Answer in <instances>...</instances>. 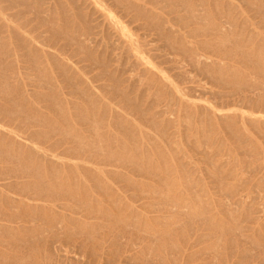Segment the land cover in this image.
Segmentation results:
<instances>
[{
    "label": "bare ground",
    "instance_id": "1",
    "mask_svg": "<svg viewBox=\"0 0 264 264\" xmlns=\"http://www.w3.org/2000/svg\"><path fill=\"white\" fill-rule=\"evenodd\" d=\"M87 1L88 0H73V2L75 4V9H76L75 13L77 14V16H79L80 19H82L84 21L83 22L84 25L79 27L74 23L75 20L73 21L69 12L64 7L62 8L63 5L62 6L59 5L60 8H62L61 9L62 11L59 9L61 11V15H59V12L57 10H55V7H56L55 5L60 3L61 0H18V1L7 0L9 6H13V5L15 6V5H17L16 4L17 2L21 3L20 6H22V7H23V5H25V7L27 9V11L24 10L25 13H27V12L29 13V11L32 12L30 7L33 6L32 9H33V11L35 10L34 12L36 14L35 18H33V19H35L34 21H36L35 27L39 28V29L42 28V30H43V31H41V33H38L36 36H33L31 38H29V37L21 38L20 36H22V33H21V35L19 34L20 36L18 38L17 37L18 34L16 33L17 29L16 30L12 29V31H11L12 33H14L13 32L14 30L16 32H15V34H12V33H10V34L15 35L18 38L17 44H18V48L20 51L19 57H21V60L24 61V64H25L22 67H19V66L17 67L15 65L16 61L12 58L11 50H10L9 45L7 43L8 41H6L4 39L5 37H4L3 33L1 32L2 28L0 27V125L3 127H6L8 129L7 132L0 130V203L6 204V207L8 205L16 206V207H18V209L20 207H22V208H25L26 211L28 210V212H29V210H32L34 212H42V214L46 213L45 215L49 214V216H47L48 217L47 220L44 221L45 222L44 225L47 224L46 223L47 221L49 222V224L56 225L57 228H58V226L62 227L63 225L71 224V226H74L76 229H78L80 231V233L83 229L93 228V226L98 227V226H95V223H97L99 221L95 222L94 220L98 219V218L100 219V217H102V216H101V213H99V214L97 213L95 215V213L97 211L92 209L91 204H90L91 202H93V200L88 201V203L85 202L83 207H81L82 205L81 206H75V203H80L76 198V192L75 191H76V189H79L81 186L83 189L85 184L81 185L80 182L77 180H73V181H75L74 183H73V181H71V182L66 184V182L64 183L63 181H65L67 179H64L63 177H66L67 174H71L72 179H74V178H76L75 174H77V173H82L84 176L86 174L87 175L88 174L93 175L94 173L112 176V175H116L118 173L117 168L126 167V166L128 168L131 167L133 172H136L135 173L136 177L139 174L144 173V171L148 172V174L151 175V173L154 172V170H155V166L152 165V161H153V158H156L153 156V154H152L153 152L151 153V151L153 150V145L158 144V143H157V141H156V143H154L156 138L152 142L154 136L152 135L153 137H151V135L147 132V130L144 129V127H149L147 125V124H149L150 126H152L153 129H156L155 123L157 122L156 121L157 118H160V121H163L165 123L171 122V121L175 122V120L177 119L176 118L177 116H175L174 119L172 118L173 113L175 112L173 109V101H175L176 99L179 100V98L177 96L181 92L180 89H176V87H174L173 85H171L167 82L156 81L155 76L151 75L147 71L148 70L147 68L146 69L144 68V70H142L141 72L136 73L135 74L136 75V81H135L136 83L140 84V86H141L144 83L145 79L151 80L152 86H157V88H158V90H157V92L159 93L158 96H164V98H165V100L163 99L164 100L163 102L158 103V105L156 106V108L157 107L158 108L154 111L153 117L147 118L146 114L143 115L144 114L143 112H146V111L145 110L143 111L142 108H140L137 104H135L136 102L134 103V100L132 101V99L134 97L132 99L130 97L132 95L129 94L130 93L129 92L130 86L127 85L128 83L126 84L127 86H125V87L124 86L123 87H116L117 85H115V87H114V85L111 86L113 84L112 81L115 84L116 83L120 84L119 86H121V83L129 82L130 79L134 78V73L130 74L131 76H129V74H127L129 77H126V78L122 77V74H121V77H119L120 75L117 77V71L118 70L121 71L122 73H124V76H125V72L127 69L123 68L122 70H120L119 66L124 64V66H122V67H126L125 63H132V64H134V65H132L134 67V69L129 68V70H127L129 72H126V73H130V71L134 72L136 67H138L141 64V62H140L141 59H143V57L140 56V52H146L147 51L145 48H143V46L146 43L140 41L138 38L131 37L130 40L128 41V47H127L128 49H126L125 54L124 55L122 53L118 54L115 50L119 47V45L116 46V44L115 45L112 44V46L110 47V44L107 41H105V37L101 36L102 32H100L98 30L99 25L97 23L94 24L93 19L90 18L91 12L89 13L88 11H84L86 6H83V5L88 4ZM110 1L113 3V5L117 6L122 11L133 14V17L135 19L143 20L144 26H146V28L149 31H153L156 34V36L158 37V39L162 40L165 43V45H164L165 48H169L172 51L179 53L181 58H179V60L176 61L178 67L190 65L191 67L196 68L199 72H201V74H204L206 77H209V79H211L216 85L231 88L232 90H230V91H232L233 94L237 96V101L242 102L244 104H247L246 105L247 111H249L251 113L252 112H254V113L255 112H258V113L264 112V36H261V35L258 36L257 33L254 34V33H252V31L246 35L245 32H242L243 29H242V31L239 32L235 26L237 24H233L234 26L232 25L233 27H235V29H233V27H231V23H232L231 17L232 16H230L228 14H230L232 12L230 7H231V5H233V2H231L232 4L230 5V4H227L228 1L226 2L225 0H224L225 2L223 0H110ZM245 1L246 0H244V2ZM251 1H252V3L249 2V4H248V2L246 1L245 4L247 3L248 7L254 9V11H257L259 14H261V15L263 14L262 15V17H263L264 16L263 4L258 3L261 0L260 1L255 0V1H258L257 3H255V1H253V0H251ZM1 2H3V1H1ZM241 2H243V0H241ZM60 4H62V3H60ZM247 4H246L245 8H248ZM225 5H226V7L228 5V8H230V10L228 8H225ZM235 7L236 6L234 3V7H232V8H235ZM5 8L7 10L6 6L4 7V9ZM224 8H225V10L228 9V12L230 11V13H228L226 11L228 13V14L226 13L227 16L224 14V12H225ZM252 9H251V12L253 11ZM20 11H21V9H20ZM234 11H235V9H234ZM248 11L250 12V9ZM19 13L23 14L24 12L22 10ZM258 13H256V18H257V16H258V18L261 16V15L260 16L257 15ZM16 14H17L16 17L19 16V18H20V16H22L21 14L20 15H18V13H16ZM238 16H239V14L237 15V17ZM253 16L255 17V14L252 15V18H253ZM14 17H15V14H14ZM262 17H261V19H262ZM11 18H12V16H11ZM14 19L15 18H13V20ZM22 19H23V17H22ZM237 19H236V22H234L235 19H233V22L237 23V21H238ZM263 19H264V17H263ZM263 19H262V21L260 20L261 23H263V21H264ZM132 20H134V19H132ZM25 22H27V21H25ZM25 24H26V26L28 25L27 23H25ZM263 25H264V23L261 24V26H263ZM2 26H3V24H2ZM21 26H23V25H21ZM26 26H24V28ZM32 26H30V27H32ZM240 26H241V28H243L242 27L243 25H240ZM244 26H246V25L244 24ZM11 27L13 28V26H11ZM35 27H32V29ZM257 27H260V26H257ZM39 29H36V31ZM261 29L263 30L264 26ZM7 35H8V33H7ZM16 37H14V38H16ZM35 42H38V43H40L43 46H46L48 48L54 49V50L60 52L62 55H65V54H67L68 51H70V53L74 57L73 56L71 57V54L67 55V57L66 56L60 57L55 52L50 51L46 48H41L38 46H37L38 47L37 48L36 46H34ZM9 43H10V41H9ZM14 45H16V44H14ZM109 48L111 49V55L109 54L110 56H107ZM39 49H41V50H39ZM101 49H102V52H101V55H99V51H101ZM39 51H42L44 54H47V56H49L51 59H53L55 65H56L55 70H58L59 75L63 78L64 82L66 83L65 85L68 88V91H67L68 95H70L71 97L74 96L77 99H65V98H63L61 96V92H60L59 88H57V86H55L53 84L54 82L52 83L51 81H48L50 79V77L48 80H46V78H48L49 73L47 74V71L45 69L39 68L40 66H37L38 62L41 60L40 58L43 56V53L41 55L40 54L41 52H39ZM173 54L174 53H172V55ZM75 55H79L81 60H82V58L86 59V62H87V60L91 61L90 64L93 63V64H95L94 65L95 67L97 66V67H99V69H101L97 78L100 76L103 79L104 78L110 79V82L112 83L110 85L111 87L109 86V84H108L109 87H106V85L105 86L97 85L98 90H100V91L103 90V91L110 93L115 99L118 100V102L117 101L115 102V99L113 97H111L112 100H114L113 104L117 105L118 107H120L123 110L127 111V108L129 110V108H130L129 104H131L133 102L134 103L133 108L131 107L132 109L131 108L130 109L131 110L135 109L138 111V113H140V112L143 113L142 114L143 116L141 115L142 117L140 118L143 121L142 120L139 121L140 123L131 122V120H129L128 117H126L124 114L119 112V110L116 109V107L110 105V103L104 102L101 98L97 97L95 94V92L97 90H95L93 88H88L87 86H82V84L84 82L82 81V79H81L82 84L78 81L77 74L73 71V66L69 63V60L75 58ZM81 60H80V62H81ZM172 60H173V58H172ZM131 61H133V62H131ZM231 61L234 62L235 64L231 63ZM80 62L78 60L77 63H80ZM83 62H84V60H83ZM174 62H175V60H174ZM54 63H51V64L54 65ZM93 64L91 65V68H92ZM173 65H175V64H173ZM85 66H89V65H85ZM110 67L113 68V70H110L109 69ZM174 67H176V66H174ZM46 68L49 69L48 67H46ZM243 68H245L248 72H244L242 70ZM93 69H95V68H93ZM28 70H34L37 74L36 75L37 78H34L32 75L33 72L31 71L32 73H30ZM183 71L185 72L184 69H183ZM185 74H186V72H185ZM26 78H27V80L25 81L24 79H26ZM98 79H100V78H98ZM83 80H85V79L83 78ZM95 80H97V79H95ZM182 80H184V79H182ZM107 81H109V80H107ZM132 84H131L132 89H134V86ZM146 87H148V86H146ZM135 88L137 89V86ZM132 89H131V93L134 92ZM191 89H192V87H191ZM201 89L203 91V88H201ZM210 90H212V89H210ZM194 91H195V89H194ZM141 93H142L141 96H143L144 91ZM65 94H67V93L65 92ZM106 95L108 96V94H106ZM158 96H157V100L159 99ZM178 100H176V101H178ZM189 106H191V105H189ZM176 107H177V104H176ZM199 107H201V106H199ZM221 107L223 108L224 105H222ZM225 107H226V105H225ZM147 108L149 109L151 107H147ZM152 108H153V106H152ZM185 109L183 108V110L186 111L187 109H189V107H187L186 110ZM198 109L199 110L203 109V112H205L206 108L201 107V109L200 108H198ZM148 111H151V110L149 109ZM197 111L198 110H196V112ZM201 112L202 111H200V113L199 112L198 113L201 115ZM210 112H207V110H206V113L209 114ZM131 113H132V111H131ZM194 113H192V114H194ZM198 113H196V114H198ZM135 114L136 113L134 112L133 115H135ZM167 115H171V117L170 116L168 117ZM203 116L204 115H202L200 117H203ZM207 116L208 115H206V119H207ZM231 116H233V114ZM231 116H229V114H228V116L225 114H220V116H218V118L221 121H225V119H228ZM208 117H210V116H208ZM186 118H188V117L186 116ZM203 118H205V117H203ZM199 119H202V118H198L197 124H199ZM233 119L234 118H231V120L234 123L235 121H237V122L242 121L241 119H243V118H241L240 120H233ZM183 120H184V118H183ZM187 120L184 121L185 124L188 122ZM190 120L192 121V119H190ZM190 120H189L190 124L187 123V125L192 124L190 122ZM214 120H215V118L213 119V122L215 123L216 120L215 121ZM231 120H230V122L232 123ZM201 121L202 120H200V122ZM211 121L209 118V123L214 124ZM254 121L255 120H251V119L247 120L246 119V123H252ZM184 122H182V123H184ZM192 122L194 123V120ZM225 122H224V126L226 125ZM165 123L163 125H165ZM201 123H200V125H201ZM238 123H240V122H238ZM158 124H159V122H158ZM177 124H178V121H177ZM208 124L206 122V126ZM262 124H264V123L262 122ZM145 125H147V126H145ZM154 125H155V127H153ZM187 125H186V129H187ZM236 125L238 126V124H236ZM239 125H241V124H239ZM251 125H253V123ZM168 126H171V125L169 124ZM231 126H232V124H231ZM244 126H245V124H244ZM262 126L264 127V125H262ZM193 127L197 128L196 126H192V128ZM204 127H205V125L203 126V129H204ZM210 127L212 128L213 126H210ZM210 127H208V129ZM247 127H248V125H247ZM249 127H250V125H249ZM258 127L259 126H257V129H258ZM171 128H175V127L172 126ZM222 128H226V130L229 129L227 127V125H226V127H222ZM149 129H151V128H149ZM157 129L161 130L162 128H157ZM201 129H202V127H201ZM163 130L164 129H162L160 132L161 135H162ZM195 130H194V132H195ZM209 130H207V132ZM229 130H231V129H229ZM229 130H228V132H229ZM234 130H235V128H234ZM260 130L262 131V129H260ZM260 130L258 129V131H260ZM154 131H156V130H153V132ZM173 131L175 133V130H173ZM232 131H233V128L230 131V133H232ZM239 131H241V130H239ZM163 132L165 133V130ZM207 132L205 134H207ZM234 132L236 133L237 131H234ZM263 132H264V130H263ZM168 133H169V131H168ZM196 133H200V132H196ZM183 134H184V132H183ZM212 134H214V133L211 132L210 135H212ZM258 134H257V136H259ZM203 135H204V133H203ZM232 135L234 137L235 134H232ZM164 136H165V138H164ZM171 136H173V134H171ZM174 136H176V135H174ZM183 136L186 137L185 134ZM215 136H218V135H215ZM239 136L241 137V135H239ZM243 136H244V134H243ZM213 137H214V135H213ZM250 137H248V138H250ZM262 137L260 136V138H262ZM19 138L32 142L34 145H36L42 151V154H40L41 153V152H39L40 150H36V149L33 150V149H31L33 147L29 146L30 147L29 148L28 146H25L23 144V142H20ZM162 138L167 139L166 134H164ZM182 138H184V137H182ZM202 138H201V141H202ZM239 139H241V138H239ZM187 140H191V138L187 139ZM196 140H198V138ZM250 140L252 141V139H250ZM215 141H217V139H215ZM248 141L249 140H246L244 142H248ZM251 141L249 143H252ZM158 142H159V140H158ZM240 142H241V140H240ZM149 143H150V145H152L151 146L152 149H151V147L149 148V146H148ZM160 143H161V141H160ZM164 143H165V140H164ZM172 143H173V141H172ZM177 143L178 142H176V144ZM196 143H195V145H196ZM256 143H257V141H256ZM176 144H174L173 146H175ZM161 145L164 146L163 144H161ZM246 145H244L243 147L245 148ZM154 146L157 149L156 146H158V145H154ZM177 146H180V145H177ZM248 146L251 147V144L250 145L248 144L247 147ZM149 149H150V151H149ZM192 149H194V148H192ZM258 149L260 150V148H258ZM181 150H182V148H181ZM195 150H196V148H195ZM197 150H199V149H197ZM250 150H248V151H250ZM170 152H172V151H170ZM165 153H167V152L163 151L164 155H168ZM184 153H187V152H184ZM252 153H253V151L251 152V154ZM259 153H260V151H259ZM163 154H162V156H163ZM178 154L179 153H177V155ZM48 156L51 158L47 159L46 157H48ZM170 156H171V154H170ZM52 157L65 159V161H62L60 163L58 162V164H57V163H55L57 161L54 162ZM180 157L183 160V156H180ZM263 157H264V155H263ZM159 158L161 159L162 157H159ZM213 158L214 157H211V159H213ZM67 159L68 160H75V162H73V163L67 162ZM208 159H210V158H208ZM229 159L230 158L228 157L227 162L229 161ZM257 159H259V158H257ZM163 160H164V158H163ZM163 160L161 159V162H165V160L164 161ZM157 161L158 160L156 159V162ZM157 163H159V162H157ZM210 164H211V162H210ZM93 165L97 166V168L93 167ZM143 165H146V167H144ZM214 166L216 167V170L218 172L219 167L216 165H214ZM159 168H161V167L159 166ZM186 170H188V169H186ZM157 171H159V170H157ZM187 172H189V171H187ZM91 173H93V174H91ZM137 173H138V175H137ZM160 173H161V171H160ZM119 174H121V173H119ZM119 174H117V176ZM154 174H156V173L154 172ZM157 174H156V176H158ZM161 175L162 174H160L159 176H161ZM88 176L86 178H87V180L89 179V181H90V178ZM212 176L214 177V174H212ZM118 177L123 178L122 174L119 175ZM138 177H140V176H138ZM161 177H158V178H161ZM187 177H186V179H187ZM223 177L224 176L222 175V178ZM93 178L95 180L94 179H91V180H94V182H95L97 180L95 178V175ZM109 178L112 179L111 177H109ZM214 178L216 179V177H214ZM217 178L219 179V177H217ZM162 179H164V177H162ZM218 179H216L217 180L216 182H218V184H219V182L221 180L219 181ZM223 179H225V178H223ZM82 180H83V178H82ZM145 180H147V179H145ZM54 181H55V183H54ZM119 181H121V180L118 178V182ZM131 181L133 182V179ZM222 181H224V180H222ZM90 182L92 183L93 181H90ZM94 182H93V184H94ZM97 182L99 183V180H97ZM100 182H101V180H100ZM118 182L115 181L114 184H117ZM166 182H164L162 184H165ZM170 182H171V180H170ZM134 183H137V182H135V180H134L133 184ZM168 183H167V185H168ZM93 184H92V186H94L97 183H95L94 185ZM128 184H130V183H128ZM141 184H144V182ZM109 185L110 184L107 185V190L105 189L106 191H102V192H105V194L106 193L110 194L111 192H107L108 189H111V187ZM119 185H121V184H118V186ZM176 185H177V183H176ZM221 185H225V184H221ZM127 186H129V185H127ZM132 186H134V185H132ZM159 186L163 187L162 185H159ZM159 186L155 185V188H156L155 190H157L156 192H158L159 188H161ZM87 187H86V189L90 188V190H91L90 185L89 186L87 185ZM119 187L123 188V186H119ZM142 187H143L142 190L145 189L144 186H142ZM171 187H173V185H171ZM220 187H222V186H220ZM95 188H96V190H98V188L100 190H102L104 187L103 188L102 187L97 188V186H96ZM128 188L129 187H127V189ZM132 189H133V187H132ZM132 189H131V191L135 190V189H133V190ZM140 189H138V190L140 191ZM153 189H154V187H153ZM222 189H225L224 186L222 187ZM148 190H150V189H148ZM109 191H111V190H109ZM115 191H117V190H115ZM146 191H144V192H146ZM168 191H170V190L168 189ZM112 192H113V189H112ZM231 192H232V190H231ZM10 193L14 194L18 197L10 196ZM137 193H139V192L137 191ZM141 193L143 194V192H141ZM177 193L178 192L176 191L175 194H177ZM87 194H88V192H87ZM116 194H118V193H116ZM142 194H140V195H142ZM106 195L108 196V194H106ZM118 195H117V197H118ZM145 195H146V193H145ZM147 195H148V191H147ZM167 195H169V193ZM102 196H103V193H102ZM136 196H138V195H136ZM181 196L182 195L180 194L179 197H181ZM85 197H86V195H85ZM85 197H83L82 200L85 201V199H84ZM100 197H101V195H100ZM114 197L116 198V195H114ZM162 197H163V195H162ZM174 197H175V195L172 197V199H174ZM176 198H177V196H176ZM134 199L136 202V197ZM239 199H241V198H239ZM113 200H115V199H113ZM124 200H125V198H124ZM40 201L43 203H39ZM70 201L72 202V204L70 203ZM152 201H154V200L152 199ZM175 201H173V202L175 203ZM109 202H111V200ZM148 202L151 203L150 200ZM179 202H181V201H179ZM178 203H177V205H179ZM235 204H237V202ZM93 205H94L93 207L96 209L95 204H93ZM174 205L176 206V204H174ZM118 206H120V205H118ZM140 206H142V205H140ZM160 206H161V204H160ZM186 206H188V205H186L185 203L183 205H180V207H186ZM227 206H229V205H227ZM235 206H237V205H235ZM241 206H243V205H241ZM143 207H145V204ZM156 207L158 208L159 206H156ZM161 207H165V206L162 205ZM232 207H230V208H232ZM157 208H156V211H157ZM169 208L171 209V211L176 210V209H173V207L172 208L169 207ZM177 208H178V206H177ZM6 209H8V207ZM14 209L11 208L10 211L14 210ZM99 209H101V207ZM132 209H133V206H132ZM109 210H111V209H109ZM109 210L107 209V211H109ZM101 211H103V210H101ZM145 211H147V210L145 209ZM178 211H179V209H178ZM230 211H232V210H230ZM238 211H236V212H238ZM104 213H106V212H104ZM127 213L129 214V211ZM233 213H235V211ZM2 214H4V213H2ZM15 214L12 215V212H11V215L13 216L12 219L15 218ZM27 214H29V213H27ZM44 214H43V216H45ZM111 214L112 215H109V217L114 216L113 211L111 212ZM221 214H223V213H221ZM236 214H234V215H236ZM23 215H22V217H23ZM124 215H125V213H124ZM124 215H123V217H124ZM163 215L165 216L166 214H162V217H163ZM5 216H6V214H5ZM26 216H27V218L32 217V216H28V215H26ZM26 216L23 217L24 220H26ZM104 216H105V214H104ZM159 216H161V214ZM166 216L168 217V215H166ZM166 216H165V218L164 217L163 218L166 219ZM169 216H171V215H169ZM178 216H181V214L177 215V217ZM9 217H10V215H9ZM9 217L7 215L6 219H9ZM33 217H32V219L30 218L31 222H32V220H34ZM123 217H122V221L124 219ZM177 217H175V218H177ZM41 218H42V220H44L43 217H41ZM102 218H104V217H102ZM102 218H101V220H102ZM146 218H149V217H146ZM170 218H172V217H170ZM216 218L214 217V220ZM231 218H232V216H231ZM234 218L236 219L235 216H234ZM253 218H252V220H253ZM15 219H17V217ZM225 219H228V218H225ZM225 219H224V221H225ZM17 220H19V219H17ZM108 220H107V222L111 221V219H110V221H108ZM115 220H117V217ZM212 220H213V218H212ZM11 221L12 220L10 218V222ZM162 221H163V219H162ZM214 222H216L217 224L219 223L217 221H214ZM12 223H13V221H12ZM39 223H41V221ZM20 224H22V223H20ZM101 224H102V222H101ZM104 224L105 223L103 222V225ZM121 224L123 225V223H121ZM179 224H181V221L179 222ZM41 225H40V227H41ZM118 225H116V226H118ZM122 225H121V227H122ZM24 226H29V225H24ZM34 226H32V227H34ZM37 226L34 227V229L32 228L33 234H34V231L37 228ZM110 226H112V225H110ZM16 227L17 226H15V228ZM20 227H21L20 230H23L22 229L23 226H20ZM40 227H39V229H40L39 232H37L38 230H36L37 234L42 232L41 228H43V229L46 228L45 226H43L41 228ZM105 227H107V226H105ZM125 227H127V226H125ZM125 227L123 225L122 229H124ZM176 227L178 228V226H176ZM99 228H96L95 230H97ZM173 228H175L174 224H173ZM59 229H58V231H59ZM16 230L17 231L13 230V232H15L17 234L19 232V226ZM46 230H47V228H46ZM50 230H52V229L50 228ZM99 230H102V229L100 228ZM99 230H97V232ZM155 230H156V228H155ZM162 230H165V229H162ZM170 230H171V228H170ZM44 231H45V229H44ZM107 231L108 230H106V232ZM109 231H111V230H109ZM51 232H55V229L52 230ZM114 232H115V229H114ZM116 232H117V230H116ZM135 232H136V230H135ZM10 233H11L10 230H7V229L2 230L3 235L4 234L7 235ZM45 233H46V231H45ZM144 233H142V234H144ZM152 233H153V231H152ZM160 233H161V231L159 232V234ZM165 233H167V232H165ZM168 233H170V232H168ZM168 233H167V237H169V235H170ZM28 234H30V233H28ZM12 235L14 236L15 234L13 233ZM12 235H9L10 238ZM20 235H19V237H20ZM24 235H25V231H24ZM26 235L24 237H27ZM57 235H60V234H57ZM88 235H90V234H88ZM88 235L86 234V236H88ZM100 235H98V236H100ZM135 235L138 236L137 234H135ZM150 235H151V233H150ZM9 236H8V238H9ZM15 236L18 237V234ZM33 236L35 237V235H32L30 237L34 238ZM40 236H42V235L39 234V237H38L39 239L41 238ZM98 236H97V238H98ZM112 236H113V234H112ZM145 236H146V234H145ZM145 236L143 235V237H145ZM1 237H2V235H0V238ZM47 237H48V235H47ZM68 237L70 238V236H68ZM89 237L88 238L86 237V238L89 239ZM102 237L100 239L104 238V237L103 238ZM114 237H115V235H114ZM118 237L120 238L119 235H118ZM127 237H129V236H127ZM161 237H163V236H161ZM174 237L177 238L178 236L177 237L174 236ZM42 238H43V236H42ZM165 238H166V236H165ZM224 238H225V236H224ZM27 239H26V241H29ZM79 239H78V241H79ZM109 239H110V237H109ZM17 240H14V238H13V240L10 239L11 242H13V241L17 242ZM22 240L20 242L18 241L17 243H21ZM33 240L31 239V242H33ZM54 240H55V238H54ZM54 240L52 241V243L54 242ZM62 240L64 241L63 236H62ZM62 240H60L61 243H62ZM115 240H118V239L116 238ZM189 240H191V239H189ZM226 240L227 239H225V241ZM230 240H232V239H230ZM3 241L4 240H2V242ZM98 241H96V242H98ZM105 241H103V242H105ZM163 241H161V242H163ZM0 242H1V240H0ZM83 242H86V241L83 240ZM90 242H92V241L90 240ZM155 242H157V240H155ZM22 243H24V242H22ZM25 243H29V242H25ZM93 243H94V241H93ZM106 243L107 242H105V244ZM122 243H124V242H122ZM135 243H137L136 240H135ZM213 243H216V242L214 241ZM218 243L220 244V242H218ZM33 244H34V242H33ZM96 244H100V242H98ZM154 244H156V243H154ZM6 245H8V244H6ZM22 245H27V244H22ZM22 245H20V246L23 247ZM150 245L152 246V244H150ZM214 245H216V244H214ZM258 245H259V243H258ZM52 246H54V245L52 244ZM89 246H90V244H89ZM156 246H158V245L156 244ZM9 247H10V245H9ZM27 247H29V246H27ZM55 247H56V245H55ZM97 247H98V245H97ZM107 247H110V246H107ZM119 247H120V245H119ZM144 247H145V245H144ZM222 247H224V246H222ZM257 247H260V245ZM13 248H14V246H13ZM18 248H20V247H18ZM56 248H60V247H58V245H57ZM129 248H131V247H129ZM151 248H153V246ZM211 248H212V246H211ZM211 248H209V250H207V251L209 252L211 250ZM9 249H11V248H9ZM26 249L27 248H25V250ZM108 249H106V250H108ZM23 250H24V248H23ZM58 250L60 251V249H58ZM62 250H63V248H62ZM154 250H156V249H154ZM243 250H245V249H242V251ZM11 251L9 250V252H11ZM212 251H210V253ZM3 252H4V254H5V252L7 253V251H3ZM3 252L1 250L0 254H3ZM114 252H112V253H114ZM123 252H122V254H124ZM245 252H247V254H248L249 250H246ZM11 253H7V254H11ZM30 253H32V252H30ZM48 253H50V252H48ZM95 253L96 252H94V254ZM117 253H119V251ZM154 253H155V251H154ZM185 253H187V252H185ZM253 253H255V252H252V254ZM45 254H47V253L45 252ZM114 254H116V252ZM135 254L136 253H134V255ZM227 254H229V252ZM17 255L15 254V257ZM44 255L40 254V256L42 258ZM61 255H63V254L61 253ZM219 255H221V253ZM28 256H29V254H28ZM35 256H37V255H35ZM46 256L49 257L48 255H46ZM116 256H118V255H116ZM19 257L17 258V261H19ZM66 257L64 256V258H66ZM132 257H133V255H132ZM237 257H239V256H237ZM30 258H33V256L29 257V259ZM121 258H122V256H121ZM198 258H199V255H198ZM245 258H246V256H245ZM22 259H24V258H22ZM27 259L28 258L25 255V259L23 261L26 262ZM29 259L27 260V262L29 261ZM33 259H35V258H33ZM36 259L38 260V258H36ZM49 259H50V257H49ZM96 259H98V256L96 257ZM115 259H116V257H115ZM115 259L113 261H115ZM0 260H2V259H0ZM30 260L32 261V259H30ZM185 260H187V259H185ZM108 261H110V263H111V259L110 260L108 259ZM129 261H131V260H129ZM187 261H185V262H187ZM6 262H8L10 264L11 261L10 262L6 261ZM61 262L63 264L64 260L60 259V264H61ZM117 262L119 263V261H117ZM34 263H35V260H34ZM54 263H55V261H54ZM54 263H51V264H54ZM105 263H107V261ZM110 263H108V264H110ZM113 263H115V262H113ZM21 264H22V262H21ZM38 264H39V262H38ZM41 264H43V263L41 262Z\"/></svg>",
    "mask_w": 264,
    "mask_h": 264
},
{
    "label": "rangeland",
    "instance_id": "2",
    "mask_svg": "<svg viewBox=\"0 0 264 264\" xmlns=\"http://www.w3.org/2000/svg\"><path fill=\"white\" fill-rule=\"evenodd\" d=\"M1 1H3V2H1ZM16 1H18V0H16ZM225 1L226 2L228 1L229 3L227 2V4H230V5L232 4L231 2H233V5H231V7H230L232 10V12H231L232 14L230 13V11L228 12V9L230 10V8H228V5H227V7L225 5V8H228L227 10H225V8H224V10H225L224 14L227 16V14L230 13L228 15L232 16L231 17L232 18L231 27L234 26L233 24H237L235 26L239 32L242 31V29H243L242 32H245L246 35L252 31V33H254V34L257 33L258 36H260V35L264 36V29L263 30L261 29L264 26V25L261 26V24L264 23V21H263V23H261L264 16L262 17L263 14L261 15L257 11H254V9L248 7L249 2L252 3L251 0H246L248 2V4L246 3L248 8H245L246 7V4H245L246 1L244 2V0H243V2H241V0H231V1L225 0ZM253 1H255V0H253ZM258 1H260V0H258ZM258 1H255V3H257ZM19 2L16 3L17 5H15L16 6L15 7L14 5L9 6L7 0H5V1L0 0V5H1L0 6V27L2 28L1 32L3 33V35L5 37L4 39L6 41H8L7 43L9 45L10 50H11L12 58L16 61L15 65L17 67L18 66L22 67L25 64H24V61L21 60V57H19L20 51H19L18 44H17L19 36L22 33V36H20L21 38H26V37L31 38L33 36H36L38 33H41V31H43V30H42V28L39 29V28L35 27L36 21H34L35 19H33V18H35L36 14L34 12L35 10L33 11V9H32L33 6L30 7L32 12L28 10L29 13L28 12L25 13V11H27L25 5L22 4L24 7L23 8L22 6H20L21 3H19ZM87 2H88V4L83 5V6H86L85 7L86 10L84 9V11H88L89 13L91 12L90 18L93 19L94 24L97 23L99 25L98 30L100 32H102L101 36L105 37V41H107L110 44V47L112 46V44L113 45L116 44V46L119 45V47L115 50L118 54L119 53L120 54L122 53L123 55L125 54L126 49H128L127 48L128 47V41L130 40L131 37L138 38L140 41L146 43L143 46V48H145L147 51L146 52H140V56H142L143 59H141V61H140L141 64L138 67H136L134 72L130 71V73H126V72H129V71H127V70H129V68L134 69V67L132 66L134 64H132V63H125L124 62L126 67H122V66H124L123 63H122L123 65L119 66L120 70H122L123 68L124 69L126 68L127 70L125 72V76H124V73H122L121 71L118 70L117 71V77L119 75H120L119 77H121V74H122V77L126 78V77L131 76L130 74L134 73V78L130 79L129 82L121 83V86H119L120 84H117V83L115 84L113 81H112V83H113L112 84L110 82V79H108V78L103 79L99 76L98 78H100V79H98L97 76H98L101 69H99V67L96 66L98 68L97 69L94 66L95 64H93V63H92L93 66L91 68V65H92V64H90L91 61L87 60V62H86V59L82 58V60H81L79 55H75V58L70 59L69 63L73 66V71L77 74L78 81L81 84H82V81L84 82L82 84V86H87L88 88H93V89L97 90L96 92L94 91L97 97L101 98L104 102L110 103V105L116 107V109H118L119 112H121L126 117H128L129 120H131V122L140 123L139 121L142 120L140 118L145 114H146L147 118H150V117L152 118L154 111L158 108V107L156 108L158 103L163 102L165 100L164 96H158L159 95V93L157 92L158 88H157V86H152L151 80L145 79L144 83L141 86H140V84L135 82L136 81V75L135 74L141 72L142 70H144V68L145 69L147 68L148 69L147 71L151 75L155 76L156 81L167 82V83L173 85L174 87H176V89L181 90L180 94H178V96H177L179 98V100L176 99L178 101H176V100L173 101V109L175 112L173 113L172 118L174 119V117L177 116L176 117L177 119L176 118L175 119L178 121V124H177L176 120H175L176 123L174 121L165 123L163 121H160V118H157V120H156L157 122L155 123L156 127H155V125L153 126L156 129H153L152 126H150L149 124H147L149 127H144V129L147 130V132L151 135V137L154 136L152 142L156 138L154 143H156V141L158 143V144H154V145H158V146H156L157 149L153 145V150L151 151V153L153 152L152 153L153 156L156 157V158H153L152 165L155 166L154 172L156 174L158 173L157 174L158 176H156V174H154V172H152L150 175V174H148V172L144 171V173L139 174V175L137 173V175L140 177H138V176L136 177V175H135L136 172H133L131 167L128 168L126 166V167L117 168V172H118L117 174L121 173L124 179L122 177H118L121 174H119L118 176H117V174L110 176V175L98 174V173H94V172H93L94 174L91 173L93 175L88 174L89 175L88 176L86 174L90 178V181H93V182L95 180L93 178L95 175V178L97 180H99V183H100L99 184L96 180L94 182V184L95 183H97V184H95V185L93 184V182L91 183L89 181V179L87 180V178H86L87 176L85 175L86 176L85 177L82 173L75 174L77 179L76 178L72 179L71 174H67L66 177H63L64 179H67L65 181H63L64 179L62 180L64 183L66 182V184L73 181V180H77L80 182L81 185L85 184V186H84L85 189H86L87 185L88 186L90 185L91 190H90V188L86 189V190L84 188L82 189V186L79 189H76V191H75L76 192V198L80 203H75V206H81L82 205L81 207H83L85 202L88 203V201L93 200V202H91L90 204H91L92 209L97 211L95 213V215L97 213L98 214L101 213V216L104 217V218L100 217V219L98 218L99 220L98 219L94 220L95 222L99 221V222L95 223V226H98V227L93 226V228H86V229H83L80 233V231L78 229H76L74 226H71V224L63 225L62 227L58 226V228H57L56 225L49 224V222L47 221L46 222L47 224L44 225V223H45L44 221L47 220V218H48L47 216H49V214L45 215L46 213L45 214L43 213L45 215V216H43L42 212H34L32 210H29V212H28V210L26 211L25 208L20 207L18 209V207L13 206V205H8L7 206L8 209H6L7 208L6 204L0 203V219H1L0 220V231H1L0 235H2V237L0 238V240H1V242H0V248H1L0 253H1V250H2V252L7 251V253H11V252L13 253V254L12 253L7 254L5 252V254H6L5 255L3 252L4 255L0 254V257H1L0 259H2V260H0V264H9L6 261H9V262L11 261L10 264H21V262H22V264H38V262H39V264H41V262L43 264H51V263H54V261H55V263L58 261L56 264H60V259L64 260L63 264H108V263H110V261H108V259L109 260L111 259L110 264H188V263L189 264H195V263L196 264H199V263L200 264H255V263L256 264H264V247H263L264 246V157H263V155H264V136H263L264 135V132H263L264 129L263 128L264 127L262 126V125H264V124H262V122L264 123V112H261V113L252 112L251 113V112L247 111L246 110L247 104H244L242 102L237 101V96L234 95L232 91H230V90H232L231 88L216 85L211 79H209V77H206L204 74H201V72H199L196 68L191 67L190 65L178 67L176 61L179 60V58H181L180 54L172 51L169 48H165L164 47L165 43L162 40H159L153 31H149L146 28V26H144L143 20L135 19L133 17V14L122 11L120 8L113 5V3L110 0H88ZM60 3H62V4H60ZM60 3L55 5L56 6L55 10H57L59 12V15H61V11H62L61 9L64 7L69 12V14L71 15L73 21L75 20L74 23L77 26L80 27V26L84 25V23H83L84 21L82 19H80L79 16H77V14L75 13L76 9H75V4H74L73 0H61ZM234 3H235L236 7L232 8V7H234ZM258 3L263 4V11H264V0H261ZM59 5L60 6L63 5L62 8H60ZM5 6L7 7V10H6V8L4 9ZM20 9H21V11L23 10L24 15L22 13H19V12H21ZM234 9H235V11H234ZM249 9H250V12L248 11ZM251 9L254 12L253 11L251 12ZM255 12L258 13L257 15H259V16L261 15L259 17L260 19L258 18V16L256 18ZM16 13H18V15L21 14L22 16H20V18H19V16L16 17V15H17ZM253 13L255 14V17L253 16V18H252V15H254ZM14 14H15V17H14ZM238 14H239V16L237 17ZM11 16H12V18H11ZM22 17H23V19H22ZM261 17H262V19H261ZM13 18H15V19L13 20ZM132 19H134V20H132ZM233 19H235L234 22H236V19H237L238 20L237 23H234ZM25 21H27V22H25ZM28 21L29 22L31 21L30 22L31 24ZM25 23H27L28 25L26 26ZM2 24H3V26H2ZM20 24L23 26H21ZM244 24L246 26H244ZM240 25H243L242 26L243 28H241ZM11 26H13V28ZM24 26H26V27L24 28ZM30 26L35 27V28L32 29V27H30ZM257 26H260V27H257ZM12 29H15V30L17 29L16 30L17 32L14 30L13 31L14 33H12L11 32ZM36 29H39V30L36 31ZM233 29H235V27H233ZM15 32L18 34L17 35L18 38L15 35H12V34H15ZM7 33H8V35H7ZM10 33H12V34H10ZM14 37H16V38H14ZM9 41L11 44L9 43ZM14 44H16L17 46ZM34 46L46 48L50 51L55 52L60 57H65V56L67 57V55L71 54L70 51H68L67 54L62 55L60 52H58L54 49L48 48L46 46H43L42 44H40L38 42H35ZM39 50H41V49H39ZM39 52H41L40 54L42 55L43 52L42 51H39ZM101 52H102V49H101V51H99V55H101ZM172 53H174L173 54L174 56L172 55ZM109 54L111 55V49L110 48L108 49L107 56H110ZM72 56L73 55L71 54V57ZM49 58L50 57L47 56V54L43 53V56L40 58L41 60L38 62L39 65L37 64V66H40L39 68H43L47 71V74L49 73L48 78H46V80H48L50 77V79L48 81H51L52 83L54 82L53 84L55 86H57V88H59V90L61 92V96L63 98H65V99H77L73 95L72 96L74 98L71 97L70 95H68V92H67L68 88L65 85L66 83L64 82L63 78L59 75L58 70H55L56 65H55L53 59H51V58L49 59ZM172 58H173V60H172ZM78 60H79V62L81 60V62L77 63ZM83 60H84V62H83ZM174 60H175V62H174ZM131 62H133V61H131ZM51 63H54V65ZM231 63H234V62L231 61ZM173 64H175V65H173ZM85 65H89V66H85ZM174 66H176V67H174ZM46 67H48L49 69H47ZM93 68H95V69H93ZM109 69L113 70V68H111V67ZM183 69L185 70L186 74L183 71ZM242 70L244 72H248L245 68H243ZM28 71L30 73L33 72L32 73L33 77L37 78V76H36L37 74L34 70H28ZM127 74H129V76ZM83 78L85 80H83ZM94 78L97 80H95ZM81 79H82V81H81ZM182 79H184V80H182ZM24 80L26 81L27 78ZM107 80H109V81H107ZM108 84H109V86L112 84L111 86L114 85V87H115V85H117L116 87H123V86L125 87L127 85L130 86L129 87V92H130L129 94L132 96H130V95L129 96L131 97V99L133 97L135 98V99L133 98L132 101L134 100V103L136 102L135 104H137L140 108L143 109V111L145 110L147 113L143 112L144 113L143 114L141 112L138 113V111L135 109L131 110L133 108V104H134L133 102L131 103L132 105L129 104L130 108L131 107L132 108L131 109L129 108V110L127 108V111L121 109L117 105H114L113 104L114 100H112V98H111L113 96L110 93L103 91V90L100 91L97 89V85H101V86L106 85V87H109ZM131 84L134 86V89H132ZM135 85L137 86V89L135 88L136 87ZM145 85L148 87H146ZM191 87H192V89H191ZM201 88H203V91ZM131 89L135 93L133 91H132L133 93H131ZM194 89H195V91H194ZM210 89H212V90H210ZM143 91H144V93H143L144 95L141 96V94H142L141 92H143ZM65 92L67 94H65ZM106 94H108V96ZM157 96L159 98L158 100H157ZM116 101L118 102L117 99H115V102ZM176 104H177V107H176ZM189 105H191V106H189ZM222 105H224L223 108L221 107ZM225 105H226V107H225ZM152 106H153V108H152ZM199 106L206 108L205 112H203V109H201V107H199ZM147 107H151L152 109L149 108L151 111H148L149 109ZM187 107H189V109H187ZM183 108L184 109L186 108L187 110L185 109L186 111H184ZM198 108H200L201 110H199ZM196 110H198V111L196 112ZM206 110H207V112L211 111L213 114L210 112L211 114L209 113L210 114L209 115L208 113H206ZM131 111H132V113H131ZM133 111L136 113L135 115H133L134 114ZM200 111H202L201 115L199 114ZM192 113H194V114H192ZM196 113H198V114H196ZM220 114H225L227 116H228V114H229V116H231L233 114V116H231L228 119H225V121H226L225 122V121H221L218 118V116H220ZM171 115H167V116L171 117ZM202 115H204L203 117H205V118L200 117ZM206 115H208L210 117L207 116V119H206ZM186 116L188 118H186ZM182 117L184 118V120ZM211 117L213 119L215 118L216 124L213 122V119ZM198 118H202V119H199V124H197ZM209 118H210V121L212 120L211 122H213L214 124L209 123ZM231 118H234L233 120H240L241 118H243V119H241L242 121H238L240 123H238L237 121H235L233 123ZM185 119L186 120L188 119L187 123H189L190 119H192V121L194 120V123L190 120V122L192 124L187 125V123L185 124V122H184V121H186ZM246 119L247 120L251 119V120H255V121L252 122L253 125H251L252 123H246ZM200 120H202L203 122L201 121L202 122L201 123ZM230 120L232 121V123L230 122ZM205 121L207 122V124L209 123L210 125L208 124L209 126L208 125L206 126ZM158 122H159V124H158ZM182 122H184V123H182ZM224 122L229 129L232 130V128H233L232 133H230L231 130H229L228 128L227 129L229 130V132H228V130H226V128H222V127H226V125L224 126ZM164 123H165V125H163ZM168 123L171 126H168L169 125ZM200 123H201V125H200ZM231 124L233 127L231 126ZM236 124H238V126ZM239 124H241V125H239ZM244 124H245V126H244ZM147 125H145V126H147ZM186 125H187V129H186ZM204 125H205V127L203 129ZM247 125H248V127H247ZM249 125H250V127H249ZM172 126L175 128H171ZM192 126H196L197 128H195V127L192 128ZM210 126H213V127L211 128ZM257 126H259L258 129L259 130L262 129V131L261 130L258 131ZM201 127H202V129H201ZM208 127H210L211 129L209 128L210 129L209 130ZM149 128H151V129H149ZM157 128L164 129L165 133L163 132L164 131L163 130L162 135H161L160 132L162 129L160 130ZM234 128H235V130H234ZM172 129L175 130V133ZM193 129L195 130V132ZM0 130L6 131V132L8 131V129L6 127H3L1 125H0ZM153 130H156V131L153 132ZM207 130H209V131L207 132ZM239 130H241V131H239ZM168 131H169V133H168ZM234 131H237L236 132L237 134ZM183 132L186 135V137L183 136L184 135ZM196 132H200V133H196ZM206 132H207V134H205ZM211 132L214 134L210 135ZM203 133H204V135H203ZM164 134H166L167 139L162 138ZM171 134H173V136H171ZM232 134H235L237 137L235 135L233 137ZM243 134H244V136H243ZM257 134L259 136H257ZM174 135H176V136H174ZM213 135H214V137H213ZM215 135H218V136H215ZM239 135H241V137ZM249 135L250 136L252 135V136L250 137ZM260 136L261 137L263 136V137L260 138ZM182 137H184V138H182ZM202 137L203 138L205 137V138L203 139ZM248 137H250V138H248ZM164 138H165V136H164ZM190 138H191V140H187ZM197 138H198V140H196ZM201 138H202V141H201ZM239 138H241V139H239ZM19 139H20V142H23V144L25 146L33 147V148H31L33 150L34 149L40 150L32 142H30L28 140H23L21 138H19ZM215 139H217V141H215ZM250 139H252V141ZM158 140H159V142H158ZM164 140H165V143H164ZM240 140H241V142H240ZM246 140H249V141L244 142ZM255 140L257 141V143ZM160 141H161V143H160ZM172 141H173V143H172ZM250 141L252 143H249ZM176 142H178V143L176 144ZM195 143H196V145H195ZM245 143L247 145L251 144L252 148L250 146H248L249 147L248 148ZM161 144H163L164 146H162ZM174 144H176V145L173 146ZM177 145H180V146H177ZM244 145H246L247 148L246 147L244 148L243 147ZM148 146L150 148L152 145H150V143H149ZM191 147L194 149H192ZM257 147L260 148V150ZM163 148L164 149L166 148V149L164 150ZM181 148H182V150H181ZM195 148H196V150H195ZM151 149H152V147H151ZM197 149H199V150H197ZM202 149L203 150L205 149V150L203 151ZM248 150H250V151H248ZM149 151H150V149H149ZM163 151L164 152L166 151L167 153H165V154H168V155H164ZM170 151H172V152H170ZM252 151H253V153L251 154ZM259 151H260V153H259ZM39 152H41L40 154H42L41 150ZM176 152L179 154L177 155ZM182 152L183 153L187 152V153H184L186 156ZM162 154L164 157L162 156ZM170 154H171V156H170ZM179 155L183 156L184 161L182 160V158ZM159 157H162L161 158L162 160L164 158L165 162H161V159ZM207 157L210 159H208ZM211 157H214L213 158L214 160L211 159ZM228 157L230 159L227 162ZM46 158L48 159L51 157L48 156ZM52 158H53L54 162L57 161V162H55L57 164H58V162L60 163L62 161H65V159H61V158H55V157H52ZM257 158H259V159H257ZM156 159L158 160L157 162H159V163L156 162ZM67 162L73 163V162H75V160H68L67 159ZM210 162H211V164H210ZM214 165L219 167V168L217 167L219 169L218 170L219 173L217 172L216 167ZM143 166L146 167V165H143ZM159 166L161 168H159ZM93 167L97 168V166H95V165H93ZM186 169H188V170H186ZM157 170H159V171H157ZM160 171H161V173H160ZM187 171H189V172H187ZM160 174H162L161 176L164 177V179H162V177L159 176ZM212 174H214V177H216V179H218L217 177H219L218 180L219 181L221 180L219 182V184H218V182H216L217 180L212 176ZM222 175L224 176L223 178H225V179L222 178ZM109 177H111L112 179H110ZM158 177H161V178H158ZM186 177L188 180L186 179ZM82 178L84 181L82 180ZM118 178L122 182L121 181L118 182ZM91 179H94V180H91ZM132 179H133V182L135 180V182H137V183L133 184V182L131 181ZM145 179H147V180H145ZM100 180L102 183L100 182ZM170 180H171V182H170ZM222 180H224V181H222ZM115 181H117L118 183L114 184ZM74 182L75 181H73V183ZM143 182H144V184H141ZM164 182H166L165 183L166 185L168 182L169 183L166 186L165 184H162ZM54 183H55V181H54ZM128 183H130V184H128ZM176 183H177V185H176ZM220 183L225 184L226 186L221 185ZM92 184L94 186H92ZM108 184H110L109 186L111 187V189H108L107 192H111V193L110 194L106 193V194H108V196H107L105 194V192H102V191L107 190ZM118 184H121L119 186H123L124 189L122 187L120 188L118 186ZM131 184L134 186H132ZM170 184L173 185V187H171ZM127 185H129V186H127ZM155 185H157V186L162 185L163 187L159 186L161 188H159L158 192H156L157 190H155L156 189ZM96 186H97V188L98 187H102V188L104 187L103 188L104 190L102 188H101L102 190H100L99 188H98V190H96V188H95ZM126 186L129 188L127 189ZM142 186H144L145 189L148 191V195H147V191L145 189L142 190V188H143ZM220 186H222V187L224 186L225 189H222V187H220ZM132 187H133V189H135L134 191H131ZM153 187H154V189H153ZM167 188L170 191H168ZM112 189H113V192H112ZM138 189H140V191L142 190L141 192H143V194ZM148 189H150V190H148ZM109 190H111V191H109ZM115 190H117V191H115ZM175 190L178 193L179 192L180 193L175 194L176 193ZM231 190H232V192H231ZM137 191L139 193H137ZM144 191H146V192H144ZM87 192H88V194H87ZM102 193H103V196H102ZM116 193H118L119 195ZM145 193H146V195H145ZM168 193H169V195H167ZM140 194H142V195H140ZM180 194L182 195L181 197L183 199L181 197H179ZM85 195H86V197H85ZM100 195H101V197H100ZM114 195H116V198L114 197ZM117 195H118V197H117ZM136 195H138V196H136ZM162 195H163V197H162ZM172 195L173 196L175 195L174 199H172V197H173ZM10 196L18 197L14 194H11V193H10ZM134 196L136 197V202H135ZM176 196H177V198H176ZM83 197H85L84 198L85 201L82 200ZM124 198H125V200H124ZM239 198H241V199H239ZM113 199H115V200H113ZM152 199L154 201H152ZM110 200H111V202H109ZM149 200L151 201V203L148 202ZM173 201H175V203ZM179 201H181V202H179ZM236 202H237V204H235ZM39 203H43V202L40 201ZM70 203L72 204L71 201H70ZM143 203L145 204V207H143L144 206ZM177 203L179 205H177ZM184 203L188 206L180 207V205H183ZM93 204H95L96 209L93 207L94 206ZM160 204H161V206L164 205L165 207H161ZM174 204H176V206ZM118 205H120V206H118ZM140 205H142V206H140ZM227 205H229L230 207H232L233 205L234 206L232 208H230ZM235 205H237L238 207ZM241 205H243V206H241ZM132 206H133V209H132ZM156 206H159V207L157 208ZM177 206H178V208H177ZM100 207H101V209H99ZM169 207H171V208L173 207V209H176L177 211L176 210L171 211V209ZM11 208L12 209L15 208L14 209L15 211L14 210L10 211ZM156 208H157V211H156ZM107 209L108 210L111 209V210L107 211ZM145 209L147 211H145ZM178 209H179V211H178ZM101 210H103V211H101ZM230 210H232L233 212L235 211V213H233ZM25 211L29 214H27ZM112 211H113L114 216L109 217V215H112L111 214ZM128 211H129V214L127 213ZM236 211H238V212H236ZM11 212H12V215H14L16 213L17 215L15 214V218L17 217V219H19V220L15 219V218H14L15 220L12 219L13 216L11 215ZM104 212H106L107 214ZM220 212L223 214H221ZM2 213H4V214H2ZM124 213H125V215H124ZM5 214H6V216H5ZM104 214H105V216H104ZM160 214H161V216H159ZM162 214L168 215V217L165 215L167 220L164 219L165 218L164 215H163L164 218L162 217ZM180 214H181V216L177 217V215H180ZM234 214H236V215H234ZM7 215H8V217L10 215L9 219H6ZM22 215H23V217L26 215L32 216V217L34 216L33 217L34 220H32V222H31L30 218L32 219V217L27 218V216H26V220H27L26 221L23 219ZM123 215H124V217H123ZM169 215H171V216H169ZM40 216L43 217L44 220H42V218ZM231 216H232V218H231ZM234 216L236 217V219L234 218ZM116 217H117V220H115ZM122 217L124 218L123 221H122ZM146 217H149V218L151 217V218L149 219ZM170 217H172V218H170ZM175 217H177V218H175ZM214 217L215 218L217 217V218L214 220ZM10 218L13 221V223H12V221L10 222ZM101 218L103 221L101 220ZM212 218H213V220H212ZM225 218H228V219H225ZM252 218H253V220H252ZM110 219H111V221H110ZM162 219H163V221H162ZM224 219H225V221H224ZM107 220L110 222H107ZM40 221H41V223H39ZM180 221H181V224H179ZM214 221H217L219 223L217 224ZM101 222H102V224H101ZM103 222L105 223L104 225L107 227H105L103 225ZM20 223H22V224H20ZM114 223L116 225H118L119 223L120 224L118 226H116ZM121 223H123L124 227L125 226H127V227L122 229L123 225ZM36 224L39 227L42 224L41 227L45 226L47 228V230H46V228H44L46 231V233H45L44 229L40 227L42 232H40L39 234L42 235L43 238H42V236H40L41 237L40 239L38 238L39 234L36 233V230H38L37 232H39L40 229ZM109 224L112 226H110ZM173 224H174L175 228H173ZM24 225H29V226H24ZM121 225H122V227H121ZM15 226H17V227L15 228ZM18 226H19V232L17 233L18 234V237H17V236H15L17 234L15 232H13V230L17 231L16 229L18 228ZM20 226H23V228H22L23 230H20L21 229ZM32 226H34V227L37 226V228L34 231V234H33L34 227H32ZM176 226H178V228ZM99 227L103 231L99 230L100 229ZM50 228L52 230L55 229L56 233L51 232L52 230H50ZM96 228H99V229H97V230H99L98 232H97V230H95ZM155 228L157 231L155 230ZM170 228H171V230H170ZM5 229L11 231L10 234H7V235L4 234L6 237L2 234V230H5ZM58 229H59V231H58ZM114 229H115V232H114ZM162 229H165V230H162ZM106 230H108V231L106 232ZM109 230H111V231H109ZM116 230H117V232H116ZM135 230L137 233L135 232ZM24 231H25V235L27 234L26 235L27 237H24L25 236ZM152 231H153V233H152ZM160 231H161V233L159 234ZM165 232H167V233L170 232V233H168V234H170L169 237H167V233H165ZM13 233L15 234L14 236L12 235ZM28 233H30L31 235ZM142 233H144V234H142ZM150 233H151V235H150ZM57 234H60L61 236L57 235ZM86 234L87 235L90 234V235L86 236ZM97 234L100 235L101 237L103 236L104 238L102 237L103 239H100L101 237L98 236ZM112 234H113V236H112ZM135 234H137L138 236H136ZM145 234L147 237L145 236ZM9 235H12L11 238ZM19 235H20V237H19ZM32 235H35V237L34 236H33L34 238L30 237ZM47 235H48V237H47ZM114 235H115V237H114ZM118 235L120 236V238L118 237ZM143 235L145 237H143ZM164 235L166 236V238ZM8 236H9V238H8ZM62 236H63L64 241L62 240ZM68 236H70V238ZM97 236L99 239L97 238ZM127 236H129V237H127ZM161 236H163V237H161ZM174 236H176V237L178 236V237L175 238ZM224 236H225V238H224ZM86 237L87 238L89 237V239H87ZM109 237H110V239H109ZM13 238H14V240H17L19 238L20 240L18 239L17 242L18 241L20 242L24 238L22 240V242H24V243H22V242L21 243L27 244V245H22L21 243H17L15 241H13L14 242L13 243L10 241V239L13 240ZM25 238L26 239L28 238L27 240H29V241H26ZM30 238L32 240L34 239L33 242L35 245L33 244V242H31ZM54 238H55V240H54ZM116 238L118 240H115ZM78 239H79V241H78ZM189 239H191V240H189ZM225 239H227V240L225 241ZM230 239H232V240H230ZM2 240H4V241L2 242ZM53 240H54V242L56 241L57 243L56 242L52 243ZM60 240H62V243ZM83 240L86 242H83ZM90 240L92 242H90ZM135 240L137 243H135ZM155 240H157V242H155ZM93 241H94V243H93ZM96 241L100 242V244H96V243H98ZM103 241H105L107 243L105 244V242H103ZM161 241H163V242H161ZM214 241L216 243H213ZM25 242H29L30 244L25 243ZM122 242H124V243H122ZM153 242L156 243L158 246H156V244H154ZM218 242H220V244ZM88 243L90 244V246ZM258 243H259L260 247L263 245L262 246L263 248L257 247V246H259ZM6 244H8V245H6ZM52 244L54 246H52ZM150 244H152L153 248H151L152 246ZM214 244H216L217 246ZM9 245H10V247H9ZM20 245H22L23 247H21ZM55 245H56V247L58 245V247H60V248H56ZM97 245H98V247H97ZM119 245H120V247H119ZM144 245H145V247H144ZM13 246H14V248H13ZM27 246H29V247H27ZM107 246H110V247H107ZM211 246H212V248H211ZM222 246H224V247H222ZM18 247H20V248H18ZM129 247H131V248H129ZM9 248H11V249H9ZM23 248H24V250H23ZM25 248H27V249L25 250ZM62 248H63V250H62ZM209 248H211L210 251L213 250L211 253H210V251L209 252L207 251V250H209ZM8 249L10 251L11 250L12 251L9 252ZM58 249H60V251ZM106 249H108V250H106ZM154 249H156V250H154ZM242 249H245V250L242 251ZM117 250L119 251V253H117L118 252ZM246 250H249L248 254H247V252H245ZM114 251L116 252V254H114L115 253ZM154 251L157 255L154 253ZM30 252H32V253H30ZM45 252L47 254H45ZM48 252H50V253H48ZM94 252H96V253L98 252V253L94 254ZM112 252H114V253H112ZM122 252L124 254H122ZM185 252H187V253H185ZM228 252H229V254H227ZM252 252H255V253L252 254ZM61 253L63 255H61ZM134 253H136V254L134 255ZM220 253H221V255H219ZM15 254L16 255L18 254L19 256L21 255L20 257L17 255L19 257V261H17L18 257L17 256L15 257ZM28 254H29V256H28ZM40 254H42V255L45 254V255L42 258L40 256ZM49 254L51 256L52 255L53 256L51 257ZM119 254L120 255L122 254L121 255L122 258ZM25 255L28 259H29V257H32V256L35 259L30 258V259H32V261L29 259V261L27 262V260H28L27 259L25 262V261H23L25 259ZM35 255H37V256H35ZM46 255H48L51 260ZM116 255H118V256H116ZM132 255H133V257H132ZM198 255H199V258H198ZM64 256L65 257L67 256V257L64 258ZM97 256H98V259H96ZM237 256H239V257H237ZM245 256H246V258H245ZM115 257H116V259H115ZM22 258H24V259H22ZM36 258H38V260ZM184 258L187 259L189 262L187 260H185ZM114 259H115V261H113ZM34 260H35V263H34ZM129 260H131V261H129ZM106 261H107V263H105ZM117 261H119V263ZM185 261H187V262H185ZM62 262H61V264H62ZM113 262H115V263H113Z\"/></svg>",
    "mask_w": 264,
    "mask_h": 264
}]
</instances>
